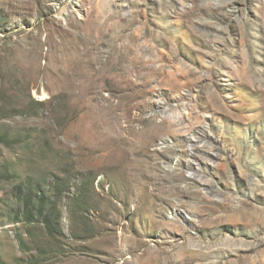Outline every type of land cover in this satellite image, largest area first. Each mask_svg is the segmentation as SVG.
I'll use <instances>...</instances> for the list:
<instances>
[{"label":"rangeland","instance_id":"374dc122","mask_svg":"<svg viewBox=\"0 0 264 264\" xmlns=\"http://www.w3.org/2000/svg\"><path fill=\"white\" fill-rule=\"evenodd\" d=\"M0 264H264V0H0Z\"/></svg>","mask_w":264,"mask_h":264},{"label":"trees","instance_id":"16d2710c","mask_svg":"<svg viewBox=\"0 0 264 264\" xmlns=\"http://www.w3.org/2000/svg\"><path fill=\"white\" fill-rule=\"evenodd\" d=\"M19 192L21 193V200L23 199V197H24V194H23V190H19ZM32 201V200H31ZM30 201V202H31Z\"/></svg>","mask_w":264,"mask_h":264},{"label":"bare ground","instance_id":"6f19581e","mask_svg":"<svg viewBox=\"0 0 264 264\" xmlns=\"http://www.w3.org/2000/svg\"><path fill=\"white\" fill-rule=\"evenodd\" d=\"M192 177H194V176L192 175Z\"/></svg>","mask_w":264,"mask_h":264}]
</instances>
